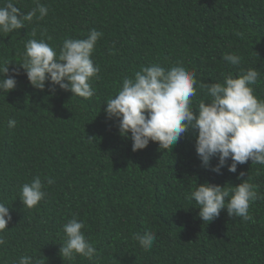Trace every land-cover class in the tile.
Wrapping results in <instances>:
<instances>
[{"label": "trees", "instance_id": "obj_1", "mask_svg": "<svg viewBox=\"0 0 264 264\" xmlns=\"http://www.w3.org/2000/svg\"><path fill=\"white\" fill-rule=\"evenodd\" d=\"M12 2L25 14L36 7V0ZM6 3L0 0V6ZM39 3L48 7L47 16L39 19L37 13L24 28L0 33V66L10 63L9 74L20 73L17 87L0 93V202L12 215L0 264H18L23 255L34 264H264V166L249 160L236 173L224 167L221 174L204 168L192 130L172 151L150 142L134 152L118 121L105 112L123 80L153 64H182L196 73L194 108L210 99L205 85L222 83L226 74L238 78L250 68L259 71L254 94L264 99V0ZM92 29L102 36L91 57L100 68L91 99L58 85L50 92V83L44 90L30 84L20 65L29 40H44L59 53L66 39H85ZM225 54L240 56L241 63L230 64ZM9 119L17 126L10 128ZM217 163L213 158L212 167ZM241 171L245 176L238 178ZM35 177L45 197L29 209L20 190ZM246 179L262 197L250 206L253 220L247 222L224 209L204 223L198 205L187 198L198 184L231 189ZM72 218L84 223L97 249L94 259L60 255L63 225ZM146 231L156 236L150 250L133 240Z\"/></svg>", "mask_w": 264, "mask_h": 264}, {"label": "clouds", "instance_id": "obj_2", "mask_svg": "<svg viewBox=\"0 0 264 264\" xmlns=\"http://www.w3.org/2000/svg\"><path fill=\"white\" fill-rule=\"evenodd\" d=\"M48 11V7L36 0V7L25 14L12 0H7L0 6V33L20 30L37 13L43 19ZM101 36V32L92 29L85 39H66L59 53L44 40L31 39L25 44L20 65L36 89L44 90L46 83H50V92L54 93L58 85L74 96L91 99L95 95L91 82L100 71L91 57ZM223 59L232 65L241 63V57L236 54H225ZM9 64L0 66L3 74L0 93L8 94L17 87L15 77L19 70L13 69L10 75ZM258 78L259 71L252 68L238 78L226 74L222 83L205 85L210 99L194 108L196 73L182 64L170 69L153 64L137 71L134 78H125L118 94L106 101L105 112L109 120L118 121L119 134L133 142L134 152L146 149L150 142L158 143L161 150L172 151L181 137L192 130L196 136V153L204 168L221 174L227 167L229 172L236 173L238 165L249 160L264 166V99L258 98L252 87ZM8 126L16 127L17 121L9 119ZM213 158H218L215 167L211 165ZM244 176L241 171L238 178ZM53 182L48 179L49 184ZM42 189L40 177H35L21 186L19 199L25 207L35 208L45 197ZM187 198L198 205L195 207L203 222L210 223L224 209L230 217H240L245 222L253 220L249 208L262 197L258 196L256 185L246 179L231 189L207 182L198 184ZM11 221L9 206L0 202V247L6 243L4 233ZM84 227L76 218L63 225L65 240L60 248L63 259L71 261L79 255L92 260L98 255L96 247L86 238ZM155 239L152 231L133 236L144 250H150ZM18 264H34L33 257L23 255Z\"/></svg>", "mask_w": 264, "mask_h": 264}]
</instances>
